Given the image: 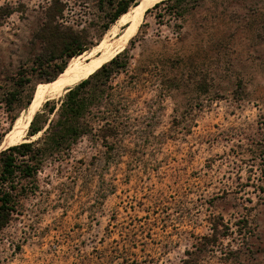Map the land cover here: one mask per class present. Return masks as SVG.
Returning <instances> with one entry per match:
<instances>
[{"label": "rangeland", "instance_id": "rangeland-1", "mask_svg": "<svg viewBox=\"0 0 264 264\" xmlns=\"http://www.w3.org/2000/svg\"><path fill=\"white\" fill-rule=\"evenodd\" d=\"M116 2L0 0V142L46 83L33 68L47 28L81 30L84 62L122 32V15L104 28ZM153 5L120 49L150 70L123 96L124 134L110 151L81 141L64 162L87 148L82 171L38 173L0 264H264V0H184L181 16Z\"/></svg>", "mask_w": 264, "mask_h": 264}, {"label": "trees", "instance_id": "trees-1", "mask_svg": "<svg viewBox=\"0 0 264 264\" xmlns=\"http://www.w3.org/2000/svg\"><path fill=\"white\" fill-rule=\"evenodd\" d=\"M183 1L161 0L152 7L164 2L172 3L175 4L172 7L174 13L181 16L183 10L178 7ZM138 2L139 0H117L104 28L107 29L109 24ZM196 2L197 0H193V3ZM63 11L64 5L60 4L50 18L62 17ZM46 32L43 54L35 58L33 70L47 73L44 78H38L47 83L64 71L70 58L85 52L91 44L81 36V30L72 26H49ZM130 59L128 49L124 48L84 79L68 87L57 100H46L41 110L31 118L28 139L0 150V233L11 221L23 216L24 199L38 190V173L46 166L59 161V167L82 171L85 166L80 164L84 162L82 158L85 157L87 148H84L81 152L83 157L75 160V164L66 166L64 162L70 160L81 141L87 140L88 148L103 146L106 151H110L122 137L126 128L123 96L136 89L141 82V75L150 71L148 67L145 70L142 67L131 68ZM120 76L125 79L119 81ZM43 84L45 83H38L37 87ZM162 85L168 87L169 80L163 81ZM14 95V92L10 93V102L15 100ZM30 100L31 96L28 104ZM15 119L16 116L11 122ZM36 135L35 139H31ZM181 264L198 262L184 259Z\"/></svg>", "mask_w": 264, "mask_h": 264}, {"label": "bare ground", "instance_id": "bare-ground-1", "mask_svg": "<svg viewBox=\"0 0 264 264\" xmlns=\"http://www.w3.org/2000/svg\"><path fill=\"white\" fill-rule=\"evenodd\" d=\"M141 1V7L134 14L127 12L120 17V22L125 24V26L110 48L104 50L102 53L97 54L96 56L90 59H85V57L84 62L79 61L83 54L74 57L71 62H69L68 66L64 69V71L56 79L43 84L38 89L34 99L29 103L24 115L19 116L15 120L12 128L3 136L2 141L0 142V148H5L26 140L25 136L26 130L28 129V123H30V119L32 117L33 112L44 100L45 94L47 92H60L63 91L65 88L74 85L75 83L79 82L80 80L84 79L86 76L91 74L101 64L111 59L117 52L120 51V49L126 44V42L133 36L135 31L137 30L145 10L149 6L153 5L156 0Z\"/></svg>", "mask_w": 264, "mask_h": 264}]
</instances>
